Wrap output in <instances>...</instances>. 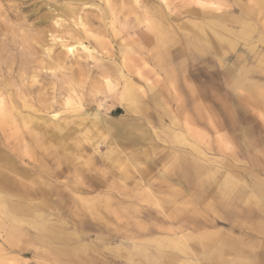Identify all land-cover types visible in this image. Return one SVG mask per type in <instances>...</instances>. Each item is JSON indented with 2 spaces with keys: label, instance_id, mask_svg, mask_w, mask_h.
<instances>
[{
  "label": "rangeland",
  "instance_id": "374dc122",
  "mask_svg": "<svg viewBox=\"0 0 264 264\" xmlns=\"http://www.w3.org/2000/svg\"><path fill=\"white\" fill-rule=\"evenodd\" d=\"M0 103V264H264V0H0Z\"/></svg>",
  "mask_w": 264,
  "mask_h": 264
},
{
  "label": "bare ground",
  "instance_id": "6f19581e",
  "mask_svg": "<svg viewBox=\"0 0 264 264\" xmlns=\"http://www.w3.org/2000/svg\"><path fill=\"white\" fill-rule=\"evenodd\" d=\"M260 4V2H258ZM263 3V1L261 2V4ZM258 6V5H257ZM203 19V17H202ZM207 19V18H205ZM202 22V20L200 21ZM186 23V22H185ZM207 25V24H206ZM196 26V25H195ZM193 27V26H192ZM202 27V26H201ZM181 28V27H180ZM194 28V27H193ZM196 29V28H194ZM206 30V29H205ZM203 32V31H202ZM200 33V32H199ZM206 33V32H205ZM212 43V41H211ZM92 55V54H91ZM2 109V105L0 103V110ZM3 117V116H2ZM7 119V118H6ZM9 122V121H8ZM11 169V167H10ZM12 183V180H11V177L8 176V175H4L2 173H0V191L3 190V189H6V187H9V185H11ZM2 192V191H1ZM3 196V194H2ZM11 197V196H10ZM6 198V197H5ZM13 199V198H12ZM7 210L9 212V215L11 217V219H15L16 218V212L18 211V207H15L14 205H10L9 204V207H7Z\"/></svg>",
  "mask_w": 264,
  "mask_h": 264
}]
</instances>
